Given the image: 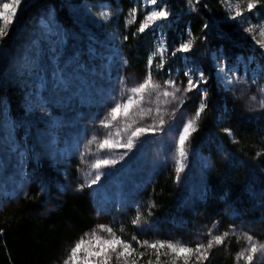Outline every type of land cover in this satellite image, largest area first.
<instances>
[{"label":"trees","instance_id":"trees-1","mask_svg":"<svg viewBox=\"0 0 264 264\" xmlns=\"http://www.w3.org/2000/svg\"><path fill=\"white\" fill-rule=\"evenodd\" d=\"M81 3L108 7L110 17L104 26L118 36L120 51L127 60L124 71L132 78L145 76L158 33L166 42L167 63L163 71L153 75L165 78L169 69L171 75L181 74V56L172 57L170 53L182 40H187L191 30L195 42L187 55L208 77V106L189 142L187 173L194 177L197 172L201 174L204 196L201 199L196 189L190 196L183 195L174 168L166 164L160 165L149 179L139 181L124 209L116 211L108 204L98 212L88 190L76 191L80 183L70 168L65 174L51 168L32 171L26 193L20 197L9 195L1 204L0 264H64L75 242L97 225L114 226L121 238L145 251L132 241L133 235L141 241L179 240L195 247L198 240L206 242L208 237L204 233L213 224V234L232 229L240 239L229 235L224 245L214 246L205 264H235V255L241 250L239 242L245 238L242 232L264 243V120H246L241 115V100L233 91L218 85L210 65L211 54L220 52L228 63H233L236 50L246 49L236 21L227 18L221 0H199L195 11L187 0H164L169 18L136 36L132 33L144 17L141 0H33L31 11L48 7L60 23L70 27V7ZM134 6L137 23L125 27V18ZM254 12L264 21V0ZM205 22L208 28L201 31ZM17 94L10 84L0 82V100L8 99L13 109L18 104ZM224 128L232 130L238 143L232 142ZM258 152L261 154L257 155ZM204 164V169H199ZM149 201L154 205L150 209ZM138 205L147 221L140 228L131 223ZM148 252L139 264H147Z\"/></svg>","mask_w":264,"mask_h":264},{"label":"rangeland","instance_id":"rangeland-1","mask_svg":"<svg viewBox=\"0 0 264 264\" xmlns=\"http://www.w3.org/2000/svg\"><path fill=\"white\" fill-rule=\"evenodd\" d=\"M32 2L24 0L17 22L11 27L8 36L0 40V82L14 87L19 97L14 109L8 99L0 100V207L9 195L20 197L26 193L32 171L37 173L40 169L51 168L65 174L70 168L76 182L81 184L86 179H92L94 173L92 177L85 176L91 169L81 163L80 152L94 134L103 137L106 133L107 130L95 122L105 116L114 97L119 98L125 85L131 87L144 78H132L124 71L126 65L122 61L124 57L119 48L120 40L116 34L106 30L104 24L109 18L105 20L98 15L102 9L108 10L106 5H72V26L66 27L48 7L31 11ZM158 2L165 6L164 0ZM232 3L235 6V0ZM141 4L144 16L155 7L146 4L145 0H141ZM242 7L246 9V3ZM245 17H249L253 24L263 21L254 10L252 13L245 11ZM159 22L150 29H154ZM247 22L236 20L239 36L247 45L246 49L236 50L233 63H228L220 52L211 54L210 65L218 85L223 89L225 86L218 81L215 71L217 56L223 57L224 62L236 68L241 75L246 73L249 81L254 76L257 83L247 88L244 96L239 91L235 93L241 100V115L246 120L252 117L262 123L264 109H260L258 104L264 99V93H260L258 88L264 86V50L243 32L241 24ZM256 39L264 38L257 35ZM161 40H164V36L158 33L154 49ZM159 58L157 56L155 59ZM182 63L183 72H175L172 76L177 83L183 81L186 84L184 60ZM121 76L125 78V85L120 84ZM155 78L163 84L169 76ZM252 96L257 99L250 101ZM188 97L174 116L169 111L174 105L165 103L163 97L157 101L153 94L152 102L142 104V111L138 110L130 120L121 117L116 122L110 121V138L123 143L127 142L130 131L136 126H158L161 116L167 121L163 131L157 127L156 134L142 135L141 142L131 152H127L122 160L121 154L127 151L124 148L98 151L99 141L91 145L90 150L97 152V155H89L87 160L107 158L118 161L114 167L101 169L108 174L102 176L98 184L91 188L84 187L98 212L103 211L108 204L113 205L116 211L124 209L142 178L149 179L160 165L175 167L173 156L177 133L185 117L191 115L199 103L198 92L188 93ZM249 104L252 110H249ZM149 107L151 112L147 111ZM157 107L161 109L159 114L156 112ZM128 124L133 127L125 130ZM188 158L189 151L186 167L178 182L180 189L187 196L196 189L203 199L201 174L197 172L196 177L188 175ZM205 165L199 169L203 170ZM102 235L106 237L107 233ZM89 238L90 235L85 237ZM239 245L241 250L245 248L246 239H242ZM150 258L155 259L152 250L148 252V260ZM253 264H264V250L257 253Z\"/></svg>","mask_w":264,"mask_h":264},{"label":"snow or ice","instance_id":"snow-or-ice-1","mask_svg":"<svg viewBox=\"0 0 264 264\" xmlns=\"http://www.w3.org/2000/svg\"><path fill=\"white\" fill-rule=\"evenodd\" d=\"M192 11H195V4L199 3V0H187ZM24 0H0V40H3L8 36L11 27L17 22L18 13L22 10V5ZM146 4L155 6L152 10L148 11L143 19L139 20L138 27L136 31L132 33L133 36L138 34H143L146 30L152 28L157 21L167 20L169 18L170 12L167 10L166 6L159 4L158 0H145ZM246 3V9L242 7ZM262 3V0H235V6H233L232 0H221V4L226 6V11L228 12V19L236 21L238 19L242 21H248L246 24L242 23L241 27L243 32L247 33L248 36L252 37L255 45H258L261 50H264V39H256L259 35L264 38V21L258 23H251L249 17H245V11L252 13L254 9ZM98 15L107 20L110 16V11L102 9ZM137 23V7H133L129 10L128 17L125 18V27L131 24ZM208 28L207 22L203 25L201 31ZM188 39L186 41L182 40L177 47L171 51L170 55L176 57L177 54H183L180 59L185 62L184 76L187 78L186 84L181 81L177 83L174 76L171 75V69L168 71L169 78L163 81V84L158 82L153 75V72L163 71L167 63L168 49L166 47V42L164 40L159 41L155 49L149 53V57L146 63L145 76L142 81L137 82L131 87L125 85V78L123 76L119 77L121 85H125L121 89L119 98L114 97L113 104L109 107L105 116L99 121L95 122L99 127L107 130L103 137H99L94 134L91 139H88L84 145V150L80 152L81 163L86 164L90 167L91 171L85 173L86 177H94L90 180L86 179L85 183L78 184L76 191H83L84 187L91 188L100 182L102 176L107 175L101 171L105 167H114L118 161L111 160L107 158H99L95 161L87 160V156H96L97 152H92L90 150L91 145L96 141L98 151L112 150L113 148L120 147L127 151L121 154L120 159H124L127 152H131L138 143L141 142V136L145 134H156L157 127L160 131H163V126L167 121L161 116L159 119L158 126H136L134 130L130 131L127 137V142L123 143L119 140H112L111 128L112 123L116 122L119 118L123 117L125 120H130L138 110H141V105L146 101L151 103V97L153 94L156 96V100L159 101L161 97L164 98L165 103H171L174 105L169 111L172 116L175 115L180 107L185 103L188 97V93L194 91L199 93V103L195 107L194 112L185 117L184 122L179 128L177 137L175 139V155L174 159V170L176 181L179 182L181 174L184 172L186 167V160L188 155V146L192 134L197 131L200 120L206 113L207 109V97L208 91L206 85L208 84V77L205 75L204 71L195 64L192 57L187 54L190 53L194 47L195 37L192 36V32L188 30ZM128 37L125 36L124 40ZM159 56V60L155 58ZM123 63L126 65L127 60L122 58ZM215 71L217 74V79L219 82L223 83L226 90H231L234 93L239 91L241 96H244L247 88L251 85L257 83L256 79L253 78L249 81L246 73L241 75L236 68L227 65L224 62V58L221 56L216 57ZM204 85L205 87H201ZM244 85V87H239ZM258 91L264 93V86H259ZM127 93V94H126ZM256 96L250 97V101H255ZM258 107L264 109V99L259 101ZM249 110H252L251 104H249ZM148 112L152 109L149 107ZM157 114L161 112L159 107L156 108ZM132 124H128L125 130L132 129ZM223 131L232 137L233 143H238L234 138V133L229 128H224ZM261 153L258 152L257 155ZM149 209L154 207V205L149 201ZM99 215V213H97ZM151 211L148 212L150 216ZM131 223L140 228L147 221L143 218V212L141 206H137V211L132 218ZM216 225L213 224L211 228L208 229L204 235L208 237L205 241L198 240L195 247L189 246L187 242L179 240H161L156 239L154 241L138 239L137 236H132V241L140 248L145 249V251H139V249L133 246L132 242L121 238L114 231V226L109 225H97L96 229L92 232L85 233V236H89V239L81 237L74 246L71 247L64 264H139L140 259H142L147 250H152V254L155 259H149L147 264H205L209 260L210 254L214 246H221L225 244V240L229 235H237L235 230L230 229L225 231L223 234H213V229ZM107 233V236H101L97 234ZM124 229L121 228V232ZM246 241L247 245L245 248L240 250L235 255V264H253L254 259L258 252L264 250V244L257 242L252 235L247 232L241 233ZM240 236L237 235V240L239 241ZM165 257L167 259H162Z\"/></svg>","mask_w":264,"mask_h":264}]
</instances>
